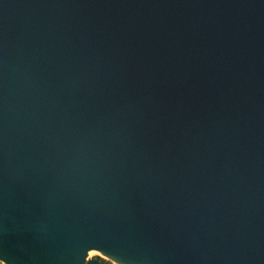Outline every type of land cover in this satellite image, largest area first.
I'll return each mask as SVG.
<instances>
[{
    "label": "water",
    "instance_id": "obj_1",
    "mask_svg": "<svg viewBox=\"0 0 264 264\" xmlns=\"http://www.w3.org/2000/svg\"><path fill=\"white\" fill-rule=\"evenodd\" d=\"M0 259L264 264V0H0Z\"/></svg>",
    "mask_w": 264,
    "mask_h": 264
},
{
    "label": "bare ground",
    "instance_id": "obj_2",
    "mask_svg": "<svg viewBox=\"0 0 264 264\" xmlns=\"http://www.w3.org/2000/svg\"><path fill=\"white\" fill-rule=\"evenodd\" d=\"M96 255H98V256H100V257H102V258H104V259H106L107 257H105L101 252H99V251H91V253H90V256L91 257H93V256H96Z\"/></svg>",
    "mask_w": 264,
    "mask_h": 264
},
{
    "label": "rangeland",
    "instance_id": "obj_3",
    "mask_svg": "<svg viewBox=\"0 0 264 264\" xmlns=\"http://www.w3.org/2000/svg\"><path fill=\"white\" fill-rule=\"evenodd\" d=\"M105 260H109V259H108V258H106ZM0 264H4V263L0 261ZM111 264H115V263H112V262H111Z\"/></svg>",
    "mask_w": 264,
    "mask_h": 264
},
{
    "label": "snow or ice",
    "instance_id": "obj_4",
    "mask_svg": "<svg viewBox=\"0 0 264 264\" xmlns=\"http://www.w3.org/2000/svg\"><path fill=\"white\" fill-rule=\"evenodd\" d=\"M0 260H3V259H0Z\"/></svg>",
    "mask_w": 264,
    "mask_h": 264
}]
</instances>
